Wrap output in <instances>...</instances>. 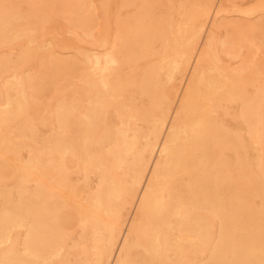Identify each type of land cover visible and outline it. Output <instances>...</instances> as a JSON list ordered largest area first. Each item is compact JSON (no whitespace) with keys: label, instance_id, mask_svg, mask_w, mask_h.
Here are the masks:
<instances>
[{"label":"bare ground","instance_id":"1","mask_svg":"<svg viewBox=\"0 0 264 264\" xmlns=\"http://www.w3.org/2000/svg\"><path fill=\"white\" fill-rule=\"evenodd\" d=\"M255 1L0 0V264H264Z\"/></svg>","mask_w":264,"mask_h":264},{"label":"rangeland","instance_id":"2","mask_svg":"<svg viewBox=\"0 0 264 264\" xmlns=\"http://www.w3.org/2000/svg\"><path fill=\"white\" fill-rule=\"evenodd\" d=\"M94 1H95L96 5L99 4V0H94ZM235 2L237 5L239 4L240 6L239 5L238 6L241 8L242 7L246 8L249 5L251 6L254 3H256L255 0H235ZM252 2H254V3H252ZM100 12H101L100 9H96V13L98 15V20L100 19L99 21L101 23V22H103V17L101 16ZM260 13H262V14H260ZM263 13L264 12H262V10L258 11V12H256V14L255 13L253 14L255 16V17L254 16L253 17L256 19L259 16L263 15ZM233 14H234V16H233ZM228 15H232L231 19H234V20H236V19L239 20V19H241L242 16H244L243 14H238V12L230 13ZM238 16H239V19H238ZM263 19H264V17H263ZM100 23H99V25H100ZM99 27L100 26H98L96 29L98 30ZM80 31H81V29L74 27L66 19H64L62 17H58L57 19L52 20L50 22H46L44 24L43 28L37 32V39H38V41H40L45 46H49L50 43L53 44L54 50H56L60 54L62 53V55L65 54L66 56L67 55L70 56L72 54H77L78 47L80 45L91 47L92 46L91 42L95 41L94 37H88L85 34H83L82 31L81 32ZM18 40L20 41L21 39H18ZM18 40L15 42H12L11 44L9 43V44H5V45H0V52L1 53H9V54H12L13 56H16L20 52L22 43L25 42V39H23V38L20 42ZM254 51L255 52L257 51L256 52L257 53L256 54L257 61L258 60H260V61L264 60V38H260L258 40L257 46L254 47ZM65 83H66L65 80H63L61 83H59V86L62 84H65ZM1 86H4L2 82L0 83V87ZM51 93L49 94V92H47V96L45 95V96L40 97V98H35L34 100L36 101V103L43 104L48 99V95L50 96ZM41 128L43 131H46L48 127L42 126Z\"/></svg>","mask_w":264,"mask_h":264}]
</instances>
